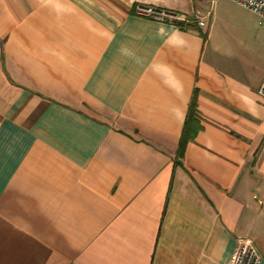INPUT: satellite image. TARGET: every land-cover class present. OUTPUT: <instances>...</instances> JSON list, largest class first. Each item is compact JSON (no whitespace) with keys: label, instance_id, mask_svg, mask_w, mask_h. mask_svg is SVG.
<instances>
[{"label":"crops","instance_id":"1","mask_svg":"<svg viewBox=\"0 0 264 264\" xmlns=\"http://www.w3.org/2000/svg\"><path fill=\"white\" fill-rule=\"evenodd\" d=\"M217 5L0 0V264H264V26Z\"/></svg>","mask_w":264,"mask_h":264},{"label":"built area","instance_id":"2","mask_svg":"<svg viewBox=\"0 0 264 264\" xmlns=\"http://www.w3.org/2000/svg\"><path fill=\"white\" fill-rule=\"evenodd\" d=\"M201 5L212 8L218 0H196ZM240 6L253 12L260 18V25L264 26V0H230ZM138 15L151 18L156 21L161 22H181L184 25L189 23H195L199 27H206V19L210 16L211 12H208L206 16L199 12L194 14L192 20L178 14L164 11L156 10L153 8H138ZM258 94L264 99V79L258 90ZM263 257L256 248L255 244L247 238H239L237 242V247L230 264H262Z\"/></svg>","mask_w":264,"mask_h":264},{"label":"rangeland","instance_id":"3","mask_svg":"<svg viewBox=\"0 0 264 264\" xmlns=\"http://www.w3.org/2000/svg\"><path fill=\"white\" fill-rule=\"evenodd\" d=\"M217 8L214 18L217 33L251 38L259 34L258 28H263L260 26V18L257 15L234 2L218 0Z\"/></svg>","mask_w":264,"mask_h":264},{"label":"trees","instance_id":"4","mask_svg":"<svg viewBox=\"0 0 264 264\" xmlns=\"http://www.w3.org/2000/svg\"><path fill=\"white\" fill-rule=\"evenodd\" d=\"M195 103L192 104L190 115L187 120L185 130L180 141L178 157L181 159L184 157L185 149L190 141L194 139L197 132L200 129L198 119L196 117Z\"/></svg>","mask_w":264,"mask_h":264}]
</instances>
